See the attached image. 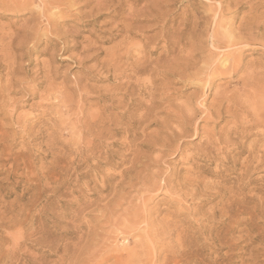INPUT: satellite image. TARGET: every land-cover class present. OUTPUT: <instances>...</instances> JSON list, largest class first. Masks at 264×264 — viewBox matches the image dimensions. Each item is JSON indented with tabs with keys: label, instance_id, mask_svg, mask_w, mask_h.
<instances>
[{
	"label": "rangeland",
	"instance_id": "1",
	"mask_svg": "<svg viewBox=\"0 0 264 264\" xmlns=\"http://www.w3.org/2000/svg\"><path fill=\"white\" fill-rule=\"evenodd\" d=\"M0 264H264V0H0Z\"/></svg>",
	"mask_w": 264,
	"mask_h": 264
},
{
	"label": "bare ground",
	"instance_id": "2",
	"mask_svg": "<svg viewBox=\"0 0 264 264\" xmlns=\"http://www.w3.org/2000/svg\"><path fill=\"white\" fill-rule=\"evenodd\" d=\"M31 2V1H30ZM46 3H48V2H46ZM44 4V7H49L47 4ZM49 5H50V3H49ZM20 7H21V5H20ZM26 7V6H25ZM27 8V7H26ZM44 9V8H43ZM38 11V10H37ZM39 11H40V9H39ZM44 12V11H43ZM50 17L49 18H47V21H48V23L50 24ZM51 21H53V20H51ZM61 21V20H60ZM46 26V25H45ZM54 27V26H53ZM49 29V28H48ZM7 31V30H6ZM25 31V30H24ZM74 33V32H73ZM6 34V33H5ZM34 34H35V32H34ZM18 35V34H17ZM22 35V34H21ZM28 35H30V33L28 34ZM33 35V34H32ZM31 35V36H32ZM67 35V34H66ZM65 35V36H66ZM75 35V34H74ZM63 37H64V35H62ZM61 36V37H62ZM73 36V35H72ZM20 37V36H19ZM34 38H36V35H34L33 36ZM6 38V37H5ZM22 38V37H21ZM32 40V39H31ZM65 40H67L66 38H65ZM120 40V39H119ZM74 41V40H73ZM23 42V41H22ZM63 42V41H62ZM67 42L69 43L70 41L69 40H67ZM10 44H12V43H10ZM80 44H83V42L82 41H80V42H75L74 41V43L72 44V45H68V46H66V49L65 50H74V49H76L78 46H80ZM101 44V43H100ZM15 45V44H14ZM30 48V47H29ZM83 48L84 49H89L90 48V44H86V45H83ZM123 48V47H122ZM109 50V49H108ZM153 50V49H152ZM20 53V52H19ZM84 55V54H83ZM21 56V55H20ZM170 56V55H169ZM18 57V56H17ZM118 57V56H117ZM115 60V59H114ZM135 61V60H134ZM124 62V61H123ZM18 64V63H17ZM19 65V64H18ZM11 66V65H10ZM16 66V65H15ZM47 70V69H46ZM50 77H52V76H50ZM52 79V78H51ZM9 83V82H8ZM7 83V84H8ZM51 87H52V85H50ZM49 89V88H48ZM49 93V92H48ZM98 98V97H97ZM96 99V98H95ZM88 103V102H87ZM60 106H61V104H60ZM83 107V106H82ZM126 113H128V112H126ZM52 114V113H51ZM92 115V114H91ZM219 115V114H218ZM78 118H80V117H78ZM109 120V119H108ZM86 122V121H85ZM94 122V121H93ZM95 124V123H94ZM93 124V125H94ZM102 125V124H101ZM104 126V125H103ZM194 127V126H193ZM81 132V131H80ZM93 133V132H92ZM170 133H171V131H170ZM184 135V134H183ZM97 138V137H96ZM162 146V145H161ZM206 147V146H205ZM242 163H244V162H242ZM188 174V173H187ZM188 177V176H187ZM197 180V179H196ZM216 184V183H215ZM248 187V186H247ZM186 191V190H185ZM190 194V193H189ZM262 196V195H261ZM260 196V197H261ZM262 199V198H261ZM177 211V210H176ZM162 214V213H161ZM169 217V216H168ZM168 217H167V219H168ZM148 218V217H147ZM160 218V217H159ZM173 218V217H172ZM162 220V219H161ZM168 221V220H167ZM171 221V220H170ZM143 223V222H142ZM148 224V223H147ZM168 224V223H167ZM166 224V225H167ZM178 224V223H177ZM160 226V225H159ZM177 227V226H176ZM157 228V227H156ZM168 228H169V226H168ZM167 228V229H168ZM169 231H170V229H168ZM167 230V231H168ZM166 231V230H165Z\"/></svg>",
	"mask_w": 264,
	"mask_h": 264
}]
</instances>
